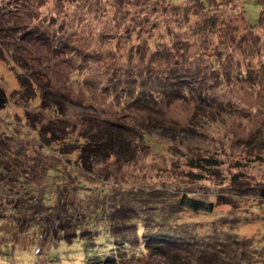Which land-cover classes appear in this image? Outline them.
I'll return each mask as SVG.
<instances>
[{
	"label": "rangeland",
	"instance_id": "374dc122",
	"mask_svg": "<svg viewBox=\"0 0 264 264\" xmlns=\"http://www.w3.org/2000/svg\"><path fill=\"white\" fill-rule=\"evenodd\" d=\"M189 1L42 0L40 6L39 0H29L28 5L27 0H24L26 5L15 4L16 0H0V13L7 16L1 15L0 20V30L7 36L3 38L5 35L0 34V99L3 100L0 102V148H9L22 162L10 164L6 177H15L0 183L2 199L18 194L17 190L26 195L24 180L32 174L33 185L39 189L30 190L37 189L38 193L40 189V193L51 190L48 191L53 194L52 205L59 206L62 199L72 206L70 214L94 216L95 226L102 225L105 231L102 219L119 211L120 207L132 205L131 211L136 212L127 217H132L134 222L128 221L144 225L150 213L147 205L161 209L160 204H167L168 198L187 194L207 203L214 202V212L182 213L174 223L170 222V227L182 225L184 229H196L201 236L230 232L251 239L256 248L264 250L263 202L252 195L232 196L228 190L235 174L242 175L244 185L264 184V26L251 25L257 22L260 3L264 4V0H237L235 6L218 0V5L212 4L204 12L193 11L187 15ZM3 4H11L12 11L1 8ZM28 13L32 16V25H40L36 27L38 30L45 31L53 24L51 29L60 32L56 46L47 29L44 36L29 39ZM36 14L45 21L43 25L37 21ZM211 16L218 19L216 28L211 23L205 26V20L212 19ZM25 22L28 32L23 41L15 25ZM11 27L14 37L8 36L7 29ZM17 38L18 47L13 45V52L8 51L7 42L16 39L17 43ZM144 45L152 50L150 57L142 61L139 52ZM65 46L81 49L69 56L74 71L62 63V54L68 49L60 52ZM162 50L169 53H164L163 64H159L161 62L152 60L157 56H151ZM37 57L45 64L53 63L55 70L49 74L50 78L39 76L38 71L42 73L45 69L39 66L42 63ZM188 67L191 72L179 73L189 77L187 83L191 87H186L184 93L188 97L160 104V113L152 114L153 118L163 120L162 125L178 128L173 137L165 138L166 131L159 128H146L151 140L140 149L144 155L129 164L110 159L108 163L93 166L95 176L100 175L94 176L95 179L81 173L78 152L61 153L74 150V144L79 141L86 142V128L110 122L137 125L139 120L134 116L142 114L129 108V91L136 88L142 92L147 88L142 87V79L144 76L147 79L150 71L157 78H173L175 72L171 68ZM23 73H27L30 87L22 88L19 76ZM29 76L42 79V86H54L68 103L69 107L65 106L62 111L67 113L57 118L54 109H43L40 87ZM208 79L210 85H215L211 90ZM119 89L129 91L126 94ZM192 91L203 92L207 101L214 103L210 104L214 109L198 108L197 101L192 100ZM55 122L59 123L55 128L66 127L68 132L51 144L54 137L45 139L39 130L42 125ZM206 158L219 160L216 174L191 165L192 162L203 163ZM223 177L226 178L224 183ZM55 181L60 186H54L58 184ZM221 195L231 199L233 205H220ZM19 198L16 196L15 201ZM51 209L53 212L62 210ZM161 211L157 213L152 209L155 218L162 221L160 226L159 222L154 223L155 227L149 220L148 224L146 222L147 229L155 230V234L169 231L168 222L160 219ZM122 213L116 219L127 218L126 212ZM18 216L17 212L11 213L7 219L0 220V264H85V257L70 247L58 250L61 254L58 260H54L50 244L38 254L34 247L38 239L20 232L24 224H11ZM110 216L108 220L112 219ZM27 217L44 218L40 213H30ZM25 228L23 231L27 230ZM143 231L145 229L141 228L140 233ZM133 232L132 229L127 234ZM13 246L18 247L16 251Z\"/></svg>",
	"mask_w": 264,
	"mask_h": 264
},
{
	"label": "trees",
	"instance_id": "16d2710c",
	"mask_svg": "<svg viewBox=\"0 0 264 264\" xmlns=\"http://www.w3.org/2000/svg\"><path fill=\"white\" fill-rule=\"evenodd\" d=\"M22 1L23 2L16 0L15 4H25L24 0ZM236 3L237 0H223V4L227 6H235ZM11 4H3L4 6H1V8L11 10L13 8ZM28 4L29 0H27V5ZM42 4V0H39L38 5L42 6ZM212 4L218 5V0H190L189 5L186 7L187 12H189L187 15H190V13L193 11L204 12L206 8L210 7ZM260 5V16L257 22L251 24L253 26L256 24L259 26H264V15H261V13L264 11V4L260 3ZM5 11L6 10H3L2 13H5ZM1 15H3L4 18H7L5 14L0 13V20ZM36 15L38 18L37 21L43 25L45 21L41 19L40 15ZM211 17L212 19L207 18L205 20V26L208 27L207 25L211 23V26L216 28L218 26V19L215 16ZM31 18L32 16L28 13V21H30ZM52 20H54V18H52ZM12 22L14 24V20ZM29 23L31 26H33L32 28L30 26L29 32L27 31V22L15 25V30L18 32L21 31L22 33V36L19 35L21 36V40L24 41L26 39L27 32L29 34V39L37 38V36H44L48 32L46 31L47 29L50 30L52 35L51 40L53 42V46H56L54 44L58 42L57 37L60 32L51 29L53 28V24L50 26V29L46 27L45 31H40L36 28L40 25H32L33 23H31V21ZM12 27L10 30L7 29V31L9 32L8 36L11 35L14 37V29H12ZM4 33V30L1 29L0 34L5 35L3 38L7 37L6 33ZM15 41L16 39H11L7 42L10 44L8 51L13 52V45L16 46V48L18 47L19 39L17 38V43ZM44 48L47 49L49 47L44 46ZM37 49H39V47ZM62 49L63 50H61L60 53H63L64 50L68 49L65 54H62V63L67 65L65 68H71L70 70L74 71V63L73 61H70L72 57L69 56L71 54L74 55L79 53L81 49L79 50L72 46H65L62 47ZM151 50L152 47L149 46V48H147L145 46V48L139 52L142 61H144L143 59L145 58L148 59V56L150 57ZM68 51H71L70 54H67ZM85 53L86 55H89L87 52ZM164 53L166 54L169 52L166 50L155 53L153 52L151 57L154 58L157 56V59L154 58L152 60L157 62L159 61L161 62L159 64H163L162 61L164 59ZM37 59L39 63H42L39 64V66L42 69H45V73H41V70L38 71L39 76L45 77L46 79H48V77L50 78L49 74L55 70V68H52L54 67L53 63L50 64L47 62V65L39 57H37ZM55 65L57 67L59 66L58 60L55 62ZM82 70L84 69H81V71ZM170 70L175 72V76L173 78H157L152 71H150L148 74V80L144 76L142 79V87H147L145 88L147 91H144V89L142 92H138L136 88L132 89V91L119 89L123 92L126 91V94L129 91V108L142 114L141 117H135L136 115L134 116L135 119L139 120L137 125L131 126L127 123L121 125L118 124V122H110L109 124L106 123V125H95L93 128H86L88 129L86 130L87 132L84 133L86 142L79 141L74 144V150H62L61 153L69 154L71 151H73V153L75 151L78 152L79 162L83 168L81 173L85 176H93L92 178L95 179V177L97 178V176L100 175L96 174L95 176L96 170L93 168V166L108 163L110 159H114L120 164H129L135 160H138L139 156L143 154L142 152L140 153V149L142 146L145 148L144 145H148L151 140L149 133L145 131L146 128H159L163 132L166 131L164 132L165 138L173 137L178 128L176 127L177 129H175L173 126L162 125L163 123L161 122H163V120H157V118H153L152 114L155 115L160 113V104L162 106L163 103L167 104L168 102V104H170L182 99L183 97H188L185 96L184 93L188 87H191L189 86L190 84L187 83L189 77L187 75L182 77L179 73L183 70L191 72V68H179L174 70L171 68ZM33 72L37 74L36 71ZM27 76V73H23L22 76H19L22 88H26L28 86L30 87V85H32L27 80ZM29 79L34 80L35 84L40 87L39 90L41 91L43 97V109H54L56 114H58V116L56 115L57 118H59V115H64L67 113H62V111L65 110V106L69 107L68 103H65L61 94H58V91L56 88H54V86H42L43 80L40 78L37 79L36 77L29 76ZM150 80H153V83L150 82ZM207 82L209 83V79ZM208 85H210V83ZM211 87H215V85H210L208 87L209 90H211ZM117 89L118 88H116V90ZM116 90L114 91L117 92ZM202 93L203 92L201 91H192V100L197 101L198 108H201L202 110H206L209 107L214 109L212 105H210H214V103L207 101V97H205ZM30 100H33V97ZM67 101L71 103L70 100ZM57 126H59V123L56 122L53 123V125H42L41 129L39 130L40 136H43L45 139L51 136L54 137V140H52L51 144L55 143L59 139H62L61 136L68 132V130L66 127H59L61 130L55 128ZM0 151H2V153L0 152V183H4L15 177H6L10 164L16 163L17 165H20L22 162L20 163V160L18 159L19 157L17 155H13L9 148H0ZM259 159L262 160L261 158ZM191 165L194 168L215 171L216 174L220 167V162L215 158H206L204 159L203 163L196 164V162H192ZM241 177V174H235L229 181L228 190L230 191L231 195L256 196L264 204V184H257L256 186L244 185ZM32 178L33 175L29 174V180L23 179L27 182L23 185L24 189H26L25 192H27L26 195L25 193L22 194L19 190H17L19 195H13L11 198L2 199L0 195V220L7 219L11 213H19L20 216L12 219L11 224H24V226L27 227V230L23 231L26 229L23 226L24 229L20 232L26 233L29 236H34L38 239V245L34 244L35 240L33 241L34 247H37L36 252H38V254L43 253V249L46 247V245L50 244L54 249V260H58L59 255L61 256L58 250L62 247H67L68 249H76L79 253H81L85 257V264H264V250L256 248V245H254L251 239L242 238L230 232H226L227 235L217 234L213 236H201L198 234L196 229L192 230L186 227V230L182 225H174L170 227V222L174 223L177 217H180L182 213L185 212L213 213L214 208L216 207L214 202L207 203L199 199L191 198L189 195L184 194L180 198H168L169 200L167 201V204H160L159 202L161 209L157 208L159 206L153 207L152 205H147L146 208L148 211H150L149 218L152 219L148 218L144 222L145 226L137 222L136 224H132L130 222H134L132 217L127 216L130 214L134 215L136 211H131L133 209L132 205L123 206L122 208H118L119 211L108 214L112 215L110 216L112 219L108 220V215H106L107 217H105V219H102V221H105L106 224L104 226V231L102 225H96L97 227L95 226L94 216L90 217V215L81 216L74 215V213L70 214L73 210L72 206L62 199L59 200V206L52 205L51 197H53V194H50L49 192L51 190L47 189L42 193H40L42 189L39 190V193L37 192V189L30 190L31 188L39 189L38 186L33 185L34 182ZM225 180L226 178L223 177L222 183H224ZM55 183L58 184H55L54 186H60L58 181H55ZM60 191H62V189H60L59 192ZM38 194H41L42 196ZM16 196H20L19 201H15ZM24 196H27V198H24L23 200ZM219 204L233 205V201L227 198V196L221 195L219 196ZM51 207L54 209H57L58 207L65 212L62 210L53 212ZM152 209L157 213H160L162 210L160 219H164L163 221L165 223L168 222V232H163L162 230L160 233L155 234L157 233L155 230L150 231L147 229L146 222L148 224V220L152 227H155L154 223L162 222L155 218V215L152 213ZM122 211H124V213L126 212L127 218L122 216L120 221L119 219H116V217L117 215L123 214ZM30 213H40L44 218H26V216ZM45 216H47V218H45ZM129 219L130 221H128ZM20 220L23 222H20ZM160 225L161 223L159 226ZM141 228L145 229L143 233H140ZM132 229L134 232L127 234V231H132ZM15 235L18 236L19 233ZM56 245L58 248L55 247ZM34 247L31 249L34 250ZM13 248L16 251L18 247L13 246Z\"/></svg>",
	"mask_w": 264,
	"mask_h": 264
},
{
	"label": "water",
	"instance_id": "95a60500",
	"mask_svg": "<svg viewBox=\"0 0 264 264\" xmlns=\"http://www.w3.org/2000/svg\"><path fill=\"white\" fill-rule=\"evenodd\" d=\"M4 101H6V100H4ZM0 102H3V100L0 99Z\"/></svg>",
	"mask_w": 264,
	"mask_h": 264
}]
</instances>
